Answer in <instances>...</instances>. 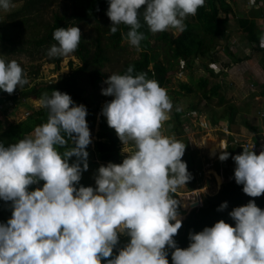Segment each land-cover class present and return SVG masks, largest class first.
I'll return each instance as SVG.
<instances>
[{
  "label": "clouds",
  "instance_id": "1",
  "mask_svg": "<svg viewBox=\"0 0 264 264\" xmlns=\"http://www.w3.org/2000/svg\"><path fill=\"white\" fill-rule=\"evenodd\" d=\"M204 4L205 0H108L110 34L120 25L127 26L123 38L140 51L145 39L138 31L142 6L144 24L155 34L169 28L184 31L183 21ZM11 6L10 0H0V9ZM53 40L57 43L47 56H68L78 48L80 29L56 28ZM211 63L208 60L212 69ZM133 71L129 65L125 74L108 76L107 87L101 90L102 95L113 97L102 106L101 115L130 151L121 163L109 162L97 169L95 188L77 187L82 172L88 170L86 148L92 141L86 107L74 104L66 93H42L37 103L47 110V121L7 147L0 143V200L11 210L6 224L0 223V264H101L102 260L105 264H169L168 249H172V264H264V210L254 200L228 213L235 227L219 220L200 232H190L187 248L177 247L173 237L182 222L172 194L192 178L182 161L186 146L162 132L173 108L166 89L146 73L132 75ZM28 83L17 61L0 58V90L11 95ZM197 125L205 130L206 123ZM236 152L232 157L235 183L243 186L247 196L260 197L264 151L243 149L240 154L238 146ZM72 157L76 160L70 164ZM228 158L227 151L219 155L220 161ZM40 181L42 187L29 191ZM201 186L197 181L194 188L185 189L196 190L200 204ZM226 208L224 202L217 210ZM120 236L129 237V242L113 255Z\"/></svg>",
  "mask_w": 264,
  "mask_h": 264
},
{
  "label": "trees",
  "instance_id": "2",
  "mask_svg": "<svg viewBox=\"0 0 264 264\" xmlns=\"http://www.w3.org/2000/svg\"><path fill=\"white\" fill-rule=\"evenodd\" d=\"M53 1L56 0H23L16 9L11 10L9 13L10 17L21 14L22 18H10L8 22L0 25V52L11 54L21 51L23 47H17L20 38H16L13 35L24 30L25 26H35L34 22H30L33 18L31 17L32 15L25 16V14L37 15L39 8H44ZM68 1V10H53L50 20L46 23L42 22V29L32 30L31 35L23 39V41L32 44L31 46L36 48L35 50L38 54L45 56L46 60L53 63V67L58 69V64L62 57L49 58L47 56L48 49L57 43L53 40L54 30L56 28L79 27L90 23V21H96L93 33H81L78 48L72 53L77 61L68 59L66 61L67 72L61 73L56 79L50 80L37 79L38 67L32 64L29 70L30 81H33L32 84L28 83L23 88L18 87L11 95L0 90V114H11L13 112L11 110L24 105L29 98L39 100L42 93H48L49 95L52 91L66 93L71 96L74 104H83L87 109L86 122L92 142L87 146L86 151L101 160L119 164L125 158L121 152V142L116 136L114 129L108 127L106 119L101 115L102 100L106 98L107 102H110L112 99L99 93L98 89L103 80L112 75L103 68L108 63L116 60V55L123 49L122 41L126 39L123 38L122 34L127 33L128 27L120 25L115 34H110L111 21L106 15L108 0ZM232 1L234 0H205L204 6L197 9L195 16H188L184 20L185 30L182 32L178 31L176 34L167 30L153 35L148 30L147 25L144 24V6H142L139 13L142 27L138 31L144 33L145 39L140 43L141 50L139 55L133 59H124L117 72L113 74H125L128 66L132 65L134 66L132 75L146 73L148 79H154L162 88H166L169 82L167 72L173 69L176 71L179 61L182 60L185 62L186 70H193L200 65L208 73V76L190 77L189 81H178V89L173 91L174 94L179 96L193 94L196 97L198 92H201V97L204 98L206 104L216 96L219 105L225 103L226 100L219 94L221 86L219 74L215 73L207 62L208 60L212 63L219 61L216 49H213L222 45L218 43V40L224 39L228 41ZM256 16L247 17L240 15L237 18V26L245 30V40L248 43L255 44V49L257 39L264 36V23L261 30L255 27L254 17ZM10 27L12 28L10 29ZM13 31L14 33L11 34ZM152 38L156 40L155 44L152 43ZM159 47L165 49V54L162 57H160L158 52ZM224 51V54L229 56V48L225 47ZM262 57V68L264 70V51ZM228 61H225L224 65H228ZM26 109H29L31 113L27 114L25 119L20 122L5 125L0 120V143H3L5 147L23 139L34 130L35 126L47 121L46 109L38 107L35 110L32 109L31 104ZM192 111L194 114L196 112L201 113L202 110L198 107V100L190 102L184 110L179 109L177 111L173 108L171 123L173 126L175 125L174 128L180 127L184 123L191 124L189 113ZM196 115L198 114L196 113ZM95 128H97V131H94ZM174 136H177L176 139L178 140L181 135L176 133ZM180 140L186 146L182 161L186 163L187 170L192 177L186 183V186L188 189H192L199 181V166L186 139L181 138ZM227 141L230 142L231 139L227 137ZM227 147L232 149L229 150V153L234 150L232 145H227ZM75 160L76 158L73 160L69 159V163L71 164ZM214 167L217 170L220 168L218 161H215ZM82 183L81 178L77 187L92 186L95 188V183L86 185ZM42 186L43 181H40L37 185L29 186V191ZM242 188V185L235 183L234 176L228 178L215 192H204L201 197V204L188 211L181 208L177 192L173 193V197L178 200V214H185L184 218L179 219L182 222V226L173 237L177 247L181 249L187 248L190 243L188 239L190 232H200L204 227H211L219 220H223L225 223L235 227V222L229 217L228 213L235 207L246 205L249 200H254L257 207L264 210V194L256 198L249 197L243 193ZM224 202H227V208L218 211L217 209ZM10 217V207L0 200V223L6 224ZM129 239L127 236H120L116 247L122 248L129 242ZM171 251L172 249H168L167 259L169 264H172ZM116 254H118L117 250L113 249V255ZM101 264H105V261L102 260Z\"/></svg>",
  "mask_w": 264,
  "mask_h": 264
},
{
  "label": "rangeland",
  "instance_id": "3",
  "mask_svg": "<svg viewBox=\"0 0 264 264\" xmlns=\"http://www.w3.org/2000/svg\"><path fill=\"white\" fill-rule=\"evenodd\" d=\"M23 2V0H10L11 3V7L9 8V10L5 11L3 9H0V25H2L5 22H8V20L10 18H17V19H21L22 16L21 14L10 17L9 13L11 10L16 9L17 6H19L21 3ZM246 0H234L232 1V6H233V10L231 11V18H230V23H229V29L231 30V34L237 38V36H241L242 34H244V31H240L237 26H236V20L234 18V15L237 16H244L246 15L247 11L245 9V7H247L246 5ZM69 7V1L68 0H56L53 1L51 3H49L48 6L44 7V8H39L37 10V15L35 14H25V16H30L33 17L31 19L30 22H34L35 26H25V29L19 32H16V35L14 34L13 36H15L16 38H20V42L17 44V47H23V49L21 51H17L11 54H6V53H2L0 52V58L5 59V61H12L15 60L19 63V65L22 67L23 72L26 76V78L29 81V84H32L33 81L31 79V75H30V68L31 65L34 64L38 67V77L37 79H44V80H50V79H56V77H58L59 74L61 73H65L67 72L68 68L66 66V61L68 59H71L73 61H77L75 60V58L73 57L72 54L62 57L61 61L59 62V67L58 69H55L53 67V63H50L46 60L45 56H42L40 54H38V52L35 50L36 48L32 47L30 43L28 42H24L23 39L28 38L31 33L32 30L35 29H42V22H48L50 20V16L53 10H63V9H67L68 10ZM263 7V11H264V5ZM235 10V11H234ZM184 22V21H183ZM96 25V21H90V23L88 24H83L81 26H79L78 28L80 29L81 33H93L94 32V28ZM12 27H10L11 29ZM228 29V30H229ZM227 30V32H228ZM229 30V31H230ZM168 31L176 34L178 32V30L173 29V28H169ZM240 31V33H239ZM14 31L11 33L13 34ZM157 33L153 34L156 35ZM231 37L228 38V41L222 39V40H218V43L222 44V51L221 54L223 55L225 53V51L223 50L225 47L229 48V39ZM242 37L239 39L243 46L244 41L241 40ZM22 40V41H21ZM18 41V40H17ZM152 43L155 44L156 40L154 38H152ZM123 44V49L120 50V52L116 55V60L108 63L107 65L104 66V70L106 72H108L109 74H113L116 73L117 70L119 69V67L121 66L122 62L124 59H133L138 57L139 55V51L131 46L126 40L122 41ZM161 44V43H160ZM162 46V45H161ZM220 48V46H217ZM224 47V48H223ZM248 49H250V46L247 48L246 53L249 54V56L251 55L252 58L256 59L259 63V65H261V62L263 61L262 55L260 51H256L253 49H250V51H248ZM240 50L243 52V50L240 48ZM224 51V52H223ZM158 52L160 53V57H162V55L165 54V49L163 47H159L158 48ZM224 58V61H228V57L226 55L222 56ZM113 60V59H112ZM198 68H194L193 70H182V71H174L175 69L167 72V77L169 78V82L167 84V87L164 88L167 91V95L170 98L173 108L174 110L177 109H182L184 110L187 105L190 102H194L199 98V94L196 95V97L193 94H185L184 96H179L174 94L173 91L177 90V82L178 81H189L190 77L191 78H197V77H202L201 75H206V77L208 76V73L200 66H197ZM223 72V71H221ZM225 73V72H223ZM226 74V73H225ZM105 80H103V82L101 83L100 88L98 89V92L101 93V90L105 87H107V85L104 83ZM226 82L224 83V85H228V87L230 88L229 85V80H225ZM110 97V96H107ZM111 99H113V97H110ZM38 99L35 98H29V100H27V102L24 105H20V107H17L16 109L11 110V114L9 115H1L0 114V120L3 122V124L7 125L9 123H16V122H20L22 120L25 119L27 114H30L31 111L29 109H26L29 107V105H32V109H38ZM107 102V99L104 98L102 100V106ZM172 108V109H173ZM176 108V109H175ZM217 110V109H216ZM172 112V110H171ZM169 113L170 119L168 121H166L164 123L162 132L164 135L166 136H174L176 135V133H180L181 136L180 139H186L187 143L190 145V148L193 152V155L195 156V160L196 163L199 166V183H205V178H208V181H206V185L207 187L203 188V192H212L215 188L214 184H213V178L214 176H210V169L214 168V160L213 157L215 153V151L213 149H211L210 147L216 148L217 143H212L213 145H210L209 140H207L208 138H205V141H203V137H205L204 135L207 133L206 131L202 132V127H199L197 125L198 123V119H196V115L190 114L189 115V119H190V123L191 124H182V126L174 128V126L172 125V113ZM204 116L200 117V119H204ZM199 119V120H200ZM208 123H206L207 125ZM94 131H97V128L94 129ZM33 132V131H32ZM31 132V133H32ZM176 132V133H175ZM175 139L177 138V136H174ZM209 137V136H208ZM92 139H94V137H92ZM178 139V140H180ZM177 140V139H176ZM181 141V140H180ZM182 142V141H181ZM130 151V146L128 145H122L121 143V152L124 154V156L126 157L127 153ZM75 157L69 158L70 160H73ZM110 161H104L101 160L99 158H96L95 155H91L90 153H88V157H87V164H88V170L87 171H83L81 174V178L83 181V185L86 184H91V183H95L94 182V176L97 172V169L100 166H106ZM112 163V162H111ZM205 174H209V175H205ZM220 178V176L217 177V180ZM218 182L220 183V181L218 180ZM188 187L186 186H182L179 187L178 190V195H179V199H180V205L182 208H189L193 205V203H191L190 205L188 204V202H190V199H192V196L195 195V191L194 190H185ZM198 204V203H196ZM185 214H181V216H184Z\"/></svg>",
  "mask_w": 264,
  "mask_h": 264
},
{
  "label": "crops",
  "instance_id": "4",
  "mask_svg": "<svg viewBox=\"0 0 264 264\" xmlns=\"http://www.w3.org/2000/svg\"><path fill=\"white\" fill-rule=\"evenodd\" d=\"M245 5L247 6L245 7L247 13L244 16L249 17L257 15L254 17L255 27L258 30H261L264 23V11L262 7L264 5V0H246ZM230 18L231 14L229 16V19ZM234 18L237 26L238 16L234 15ZM237 28L241 32L244 31V34L237 36L236 38L234 37L235 35L233 36L231 34V30L228 27L230 30L229 37H231L229 39V56L223 54L228 57V65H224L225 61L220 52L222 51V48L216 46L213 49H216L215 51L217 52L219 61L214 62L215 69L213 67L212 70L219 74V81L221 85L219 94L224 97L226 102L219 105L217 103L218 98L216 96L206 104L204 98L201 97V92H198V107L202 111L201 113L196 112L198 115H196L195 118L200 119V117L204 116V119L198 120V123L201 122V125L208 123L207 125H204L205 130L202 132L206 131L207 133L204 135L205 137H203L202 140L205 141V138L207 137L210 145H213L212 143H217L216 148L210 147L215 151L214 154L217 153L212 157L214 162L218 161L220 167L218 170L215 167L210 169V176H214L213 184L215 186L212 192H215L226 179L234 176L235 162L232 157L237 154L235 149H237L241 142H254L255 144H258L257 154L264 151L263 61L261 62V65H259L256 59L246 53L247 48L250 46V49L260 51L262 55L264 48H258L256 46L255 49V44L248 43L245 40V30L243 28H239L238 26ZM241 37V40L244 41L243 46L239 40ZM250 49H248V51H250ZM201 76L206 77V75ZM225 80H229L228 82L230 88L228 85H224L226 82ZM193 113L194 112L192 111L189 114ZM227 137L231 139L230 142L227 141ZM227 145H232L235 151L233 150L229 153V150L232 149H228ZM222 151H227L229 153V158L225 161L219 160V155ZM218 176H220L218 179L220 183L217 180ZM206 181H208V178H205V183L201 184V188L207 187Z\"/></svg>",
  "mask_w": 264,
  "mask_h": 264
},
{
  "label": "built area",
  "instance_id": "5",
  "mask_svg": "<svg viewBox=\"0 0 264 264\" xmlns=\"http://www.w3.org/2000/svg\"><path fill=\"white\" fill-rule=\"evenodd\" d=\"M250 1H253V0H250ZM262 37H264V36H262ZM262 37H259L257 39V41H256V44H257V46L259 48H264V41H262ZM210 65L215 68V64L211 63ZM184 67H185V62L180 60L179 61V71L184 69ZM239 147H240V150H241L240 154L242 153L243 149H248V150H252V151L258 150V144H255L254 142L253 143H251V142H241ZM190 203H193V205L196 204V203L200 204V196H199L198 192L195 194V197L191 199Z\"/></svg>",
  "mask_w": 264,
  "mask_h": 264
},
{
  "label": "water",
  "instance_id": "6",
  "mask_svg": "<svg viewBox=\"0 0 264 264\" xmlns=\"http://www.w3.org/2000/svg\"><path fill=\"white\" fill-rule=\"evenodd\" d=\"M178 219H181V218H184V216H181L180 214H178L177 216ZM115 250H117V253L119 251V248L118 247H114Z\"/></svg>",
  "mask_w": 264,
  "mask_h": 264
},
{
  "label": "bare ground",
  "instance_id": "7",
  "mask_svg": "<svg viewBox=\"0 0 264 264\" xmlns=\"http://www.w3.org/2000/svg\"><path fill=\"white\" fill-rule=\"evenodd\" d=\"M189 204H191V203H189Z\"/></svg>",
  "mask_w": 264,
  "mask_h": 264
}]
</instances>
